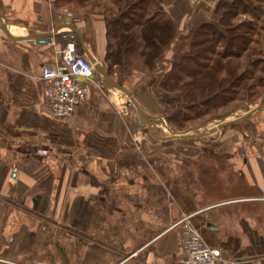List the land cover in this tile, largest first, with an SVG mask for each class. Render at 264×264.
<instances>
[{"label": "crops", "instance_id": "crops-1", "mask_svg": "<svg viewBox=\"0 0 264 264\" xmlns=\"http://www.w3.org/2000/svg\"><path fill=\"white\" fill-rule=\"evenodd\" d=\"M65 11L0 0V264H184L182 213L224 258L264 264V106L209 139L161 140L89 80L74 115L55 118L40 75L60 61L56 35L72 24L77 52L100 63L105 47L100 15ZM176 46L155 74L122 81L149 121L165 122L158 81Z\"/></svg>", "mask_w": 264, "mask_h": 264}, {"label": "trees", "instance_id": "trees-1", "mask_svg": "<svg viewBox=\"0 0 264 264\" xmlns=\"http://www.w3.org/2000/svg\"><path fill=\"white\" fill-rule=\"evenodd\" d=\"M173 1L54 0V6L102 17L101 60L109 77L122 83L134 73L149 77L158 71L177 40L176 25L166 13ZM212 14L213 19L180 41L179 59L158 81L165 120L173 131L185 132L223 119L238 106L264 101V0H218ZM55 39L63 46L74 41L78 47L73 33Z\"/></svg>", "mask_w": 264, "mask_h": 264}, {"label": "built area", "instance_id": "built-area-1", "mask_svg": "<svg viewBox=\"0 0 264 264\" xmlns=\"http://www.w3.org/2000/svg\"><path fill=\"white\" fill-rule=\"evenodd\" d=\"M59 56L58 63L42 67L40 79L46 87L49 115L68 120L87 98L86 81L94 80L101 91L105 86L102 77L94 70L89 59L77 52L74 41L66 43L59 50ZM134 140L139 141L140 139L136 135ZM178 224L182 232L184 264L237 263L235 260L224 258L220 249L209 246L203 241L189 214L182 213Z\"/></svg>", "mask_w": 264, "mask_h": 264}, {"label": "rangeland", "instance_id": "rangeland-1", "mask_svg": "<svg viewBox=\"0 0 264 264\" xmlns=\"http://www.w3.org/2000/svg\"><path fill=\"white\" fill-rule=\"evenodd\" d=\"M217 1L218 0H175V1H173V3L171 5L166 7V13L170 17V19L175 23L176 28H177V38L178 39L176 40V43H177L176 51H178L177 48H178V44L180 43L179 41L186 39L188 37V34L195 28L194 27L195 22H197L198 20L203 22L205 20L212 18L213 8H214L215 4L217 3ZM67 12L65 11V13H67ZM69 13H70V11H69ZM71 14H73V16H75V17H80L84 13L75 14V13L71 12ZM200 17H205V19H200ZM198 68H201V67H198ZM141 78H146V77H141ZM197 81H198V83L201 82V78H199ZM111 91H113V93H115V95L113 94V96L111 97V99H113V106L116 109H119L118 111H120L122 113V116L131 113L132 116L133 117L135 116V118L138 120V122L141 125H143V127H147L144 123H141L139 121L140 118H139V115H138L135 107L126 106L125 103H126V101H128V98L123 93L118 94L119 92H117V91H114V90H111ZM260 102H263L262 98L258 101V103H260ZM257 104H250V105L244 104V106L236 107L232 112H230V114H228L223 119L222 118L221 119L220 118L210 119V120L206 121L205 123L200 124L199 126H196V127L191 126L188 129V130H190L189 134L191 133L192 135H200L202 133L203 134L207 133V132H209V130L213 126H215L219 122H221L223 120L236 119V118L242 116L243 114H245L250 109L254 108ZM163 114L165 115L164 111H163ZM164 124L157 123V125H160L157 127V132L162 136H170L171 133L169 132V130H171V131H173V130L169 127L166 120H165ZM167 127L169 128V130ZM173 133H179V132L173 131ZM209 135H214V133L213 134H207L204 137H206V139H209L210 138Z\"/></svg>", "mask_w": 264, "mask_h": 264}, {"label": "water", "instance_id": "water-1", "mask_svg": "<svg viewBox=\"0 0 264 264\" xmlns=\"http://www.w3.org/2000/svg\"><path fill=\"white\" fill-rule=\"evenodd\" d=\"M68 22H70V19L68 18ZM70 29L73 31V33L77 34L78 35V32L76 30V28L70 24L69 25ZM2 30L4 32V34L6 36H8L9 38H14L13 36H11V34L7 31V27L4 25L2 26ZM55 34V32L53 33H47V34H39V35H31L29 38L30 39H33V40H36L38 43H44V42H50L51 41V38L52 36ZM80 41L81 38H79ZM86 55L89 57V60L90 62L93 64V67H94V70L102 77V81H103V84L106 88L108 89H115L121 93H123L127 98H128V102H127V106L130 107V106H133L135 107L138 115H139V118H140V122L141 123H144L148 130H149V133L152 137H154L155 139H175V138H189V137H194V136H200V137H204L205 135L207 134H213L221 129H223L224 127L226 126H229L231 124H239L245 117H247L249 114H251L252 112H254V110L258 109L259 107H262L264 106V103L258 105L257 107H254L253 109H250L249 111H247L245 114H243L242 116L236 118V119H232V120H223L221 122H219L218 124H216L215 126H213L209 132L207 133H202L200 135H190L188 131H185V132H181V133H178V134H174L173 131L169 130V132L171 133L170 136L168 137H161L159 135H156L154 133V130H153V127H152V124H157V123H162L164 124V121L161 117H158L157 119H155L154 122H151L149 121V119L146 117L144 111L142 110V108L140 107L139 103L136 101V99L134 98L133 96V93L131 90H129L128 88H126L122 83H117V82H114L108 75L107 71H106V68L105 66L100 63L96 58L92 57L89 53H87L85 51ZM81 81L85 82L83 79H80ZM165 125V124H164Z\"/></svg>", "mask_w": 264, "mask_h": 264}, {"label": "bare ground", "instance_id": "bare-ground-1", "mask_svg": "<svg viewBox=\"0 0 264 264\" xmlns=\"http://www.w3.org/2000/svg\"><path fill=\"white\" fill-rule=\"evenodd\" d=\"M189 131H190V130H188V132H189ZM179 133H181V132H179ZM176 134H178V133H176ZM176 134H175V135H176Z\"/></svg>", "mask_w": 264, "mask_h": 264}]
</instances>
